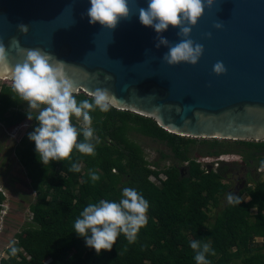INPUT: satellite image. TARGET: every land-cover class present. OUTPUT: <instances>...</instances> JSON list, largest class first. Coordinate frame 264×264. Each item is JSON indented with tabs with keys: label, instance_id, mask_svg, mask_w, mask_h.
<instances>
[{
	"label": "trees",
	"instance_id": "16d2710c",
	"mask_svg": "<svg viewBox=\"0 0 264 264\" xmlns=\"http://www.w3.org/2000/svg\"><path fill=\"white\" fill-rule=\"evenodd\" d=\"M75 95L78 101L92 99L85 93ZM20 102L11 87L3 84L0 126L5 130L20 126ZM90 114L98 139L95 155L73 149L69 158L47 164L39 162L34 142L28 139L36 124L29 120L30 130H25L14 154L35 194L29 204L32 217L15 235L0 264H196L189 246L193 239L210 243L215 250L207 257L211 264H264V181L257 179L256 172L264 166V141L180 137L151 118L115 108ZM78 119L82 121L74 117L73 123L82 127ZM133 135L163 145L169 155L159 153L149 162ZM234 155L244 162L247 181L252 184L237 195L240 204H229L226 199L228 193L235 194L228 179L231 165L238 163L220 160ZM200 158L218 160V167ZM168 159L172 161L169 166L158 168V163ZM73 163L80 166L79 172L69 170ZM90 171L98 173L99 180L92 182ZM123 187L136 188L149 201L148 222L135 242L120 234L112 249L97 254L73 231L74 221L88 203L118 201ZM224 201V207L211 217L212 210L221 208ZM3 202L0 191V215ZM258 238L263 243H257ZM12 247L17 249L15 254Z\"/></svg>",
	"mask_w": 264,
	"mask_h": 264
},
{
	"label": "water",
	"instance_id": "95a60500",
	"mask_svg": "<svg viewBox=\"0 0 264 264\" xmlns=\"http://www.w3.org/2000/svg\"><path fill=\"white\" fill-rule=\"evenodd\" d=\"M128 6V17L110 29L88 22V0H0V42L11 65L23 61L13 39L19 47L49 52L67 64L75 94L91 97V91L106 88L118 101L113 108L151 118L168 133L264 141L257 134L264 129V0H214L206 6L189 34L203 45L195 64L164 61L168 47L183 39L178 28L169 26L162 33L169 46L157 49L155 31L137 17L146 0H129ZM19 23L27 25L26 33ZM217 61L225 72H213Z\"/></svg>",
	"mask_w": 264,
	"mask_h": 264
},
{
	"label": "clouds",
	"instance_id": "9594fccd",
	"mask_svg": "<svg viewBox=\"0 0 264 264\" xmlns=\"http://www.w3.org/2000/svg\"><path fill=\"white\" fill-rule=\"evenodd\" d=\"M88 3L84 15L90 24L99 23L114 29L120 19L129 15V0H88ZM213 3L214 0H146V7L138 8L137 17L142 25L155 31L157 39L154 47L157 49L169 46V40L162 33L169 26L177 27V35L183 39L168 47L162 59L170 65L179 62L195 64L203 52V45L189 38L191 26L196 24L204 8ZM214 26L220 28L221 24L216 23ZM17 27L21 33L28 30L24 23H19ZM13 44L17 45V54L23 55V61L11 65L6 46L0 42V75L12 81V92L25 102L27 119L36 121L33 130L27 135L34 142L39 162L47 164L69 158L73 149L94 156L98 139L90 113L96 109L108 112L118 103L115 96L106 88H97L91 91V100L78 101L76 84L66 75L67 64L64 61L39 48L19 47L15 39ZM212 70L216 74L226 71L221 61L214 63ZM74 117L82 118V127L73 123ZM257 134L264 136V129ZM81 136L82 139L78 140ZM222 158L221 161L227 162ZM261 163L264 164V161ZM69 170L79 172L80 166L73 163ZM89 175L92 182L100 178L94 171H90ZM226 199L229 204L241 202L233 193H228ZM148 209L149 201L141 192L134 187H123L118 201L100 199L88 203L75 219L73 231L83 237L86 247L99 254L102 249H112L120 234H124L130 243L135 242L139 230L148 222ZM189 246L194 250L196 264H211L207 257L214 255L215 250L210 243L193 239ZM16 251V247L11 248L12 254Z\"/></svg>",
	"mask_w": 264,
	"mask_h": 264
},
{
	"label": "rangeland",
	"instance_id": "374dc122",
	"mask_svg": "<svg viewBox=\"0 0 264 264\" xmlns=\"http://www.w3.org/2000/svg\"><path fill=\"white\" fill-rule=\"evenodd\" d=\"M3 84L12 85V81L10 79L0 78V85ZM19 106L20 110L23 112L20 126L11 131L5 130L0 126V191H2L4 196L2 212L0 215V259L7 256L5 251L8 249L12 241L15 240V235L18 234L29 221H31L32 215L29 212V204H31L35 198V194L31 191L29 186V180H27L25 172L14 154L15 147L18 145L20 138L26 131H29L31 127L30 122L25 115V102H20ZM77 123L83 126V121L78 119ZM133 139L140 144L149 162L155 161L159 156V153L169 155L168 150L157 142L139 135H133ZM223 157L225 158V156ZM226 157L227 158L225 159L227 162L234 161L240 164L241 159L239 156L234 155ZM199 160L203 163H214L212 166H214L215 169L218 166V160H214L213 158L209 159L210 161H208L207 158H200ZM171 163L172 161L170 159L161 161L158 163V168L162 169L165 166H169ZM231 166L236 167L234 165ZM244 169L243 171L239 170L241 172L240 177L243 178L245 177ZM259 172H261V174L257 179L264 181V166L258 169V173ZM235 186L236 185H233V187ZM250 186L251 185H249V187ZM247 200L249 201L250 199L247 198ZM225 204L226 201L223 202L221 208H214L210 213V216L214 217L217 214V210L222 209ZM257 243H263V239L258 238ZM235 264L242 263L241 261H237Z\"/></svg>",
	"mask_w": 264,
	"mask_h": 264
},
{
	"label": "flooded vegetation",
	"instance_id": "af4514ba",
	"mask_svg": "<svg viewBox=\"0 0 264 264\" xmlns=\"http://www.w3.org/2000/svg\"><path fill=\"white\" fill-rule=\"evenodd\" d=\"M244 167H245V164L241 160L240 164L239 163L237 164V167H235V168L231 167L230 168L231 170H230V176H229L228 180H229V183H231L232 185H236L235 187H233V190H235L234 193L236 195H238L244 189V187L249 186V185L252 186V184L248 183V181H247L248 179L246 178L249 171L246 168L244 169ZM236 168H238V169H236ZM243 169L245 171L244 172V174H245L244 178L240 177L241 172L239 171V170L243 171ZM256 172H257L258 176H260L261 172L258 173V170ZM250 173H251V176H253L255 171L252 170V171H250Z\"/></svg>",
	"mask_w": 264,
	"mask_h": 264
},
{
	"label": "built area",
	"instance_id": "2783aa9c",
	"mask_svg": "<svg viewBox=\"0 0 264 264\" xmlns=\"http://www.w3.org/2000/svg\"><path fill=\"white\" fill-rule=\"evenodd\" d=\"M10 87H11V85L10 84H8ZM2 88V85H0V89ZM225 158H227V157H225ZM224 157L222 158L223 160H226ZM208 161H210L209 159H208ZM162 178V180H165V177L164 176H162L161 177ZM151 180H153L154 181V179L152 178Z\"/></svg>",
	"mask_w": 264,
	"mask_h": 264
},
{
	"label": "bare ground",
	"instance_id": "6f19581e",
	"mask_svg": "<svg viewBox=\"0 0 264 264\" xmlns=\"http://www.w3.org/2000/svg\"><path fill=\"white\" fill-rule=\"evenodd\" d=\"M1 76H4V75H1ZM2 78L7 79L6 77H2Z\"/></svg>",
	"mask_w": 264,
	"mask_h": 264
}]
</instances>
